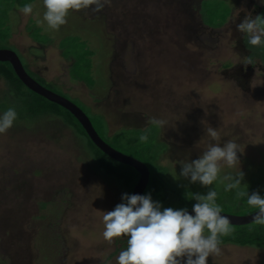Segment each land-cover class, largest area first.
Listing matches in <instances>:
<instances>
[{
  "label": "rangeland",
  "instance_id": "obj_1",
  "mask_svg": "<svg viewBox=\"0 0 264 264\" xmlns=\"http://www.w3.org/2000/svg\"><path fill=\"white\" fill-rule=\"evenodd\" d=\"M28 4L33 12L26 16L20 9ZM254 5H262L264 18L263 0H108L100 11L95 5L70 10L67 23L54 30L43 19V0H0V44L14 50L42 85L83 108L116 149L150 168L160 165L173 189H207L181 175V161L228 140L244 151L239 167L224 165L220 177L240 168L246 187L257 178L264 182V45L247 43L237 27ZM250 54L255 67L248 80L226 71ZM9 90L0 76V115L10 107L18 114L0 133V264H117L128 237L105 240L103 216L123 202L120 184L102 174L72 122L33 113L31 102ZM153 118L166 124L152 125ZM124 129L136 137L130 146L113 142L112 134ZM145 144L154 145L150 163ZM222 184L218 178L211 186ZM151 193L147 187L160 203ZM186 206L180 207H193ZM220 247L207 264H264L263 248Z\"/></svg>",
  "mask_w": 264,
  "mask_h": 264
},
{
  "label": "clouds",
  "instance_id": "obj_2",
  "mask_svg": "<svg viewBox=\"0 0 264 264\" xmlns=\"http://www.w3.org/2000/svg\"><path fill=\"white\" fill-rule=\"evenodd\" d=\"M43 3L46 8L44 21L51 29L59 30L60 26L67 23L66 17L70 10L95 5L94 10L100 11L108 0H43ZM20 11L27 16L33 12V5H25ZM237 27L248 35L249 44L264 45V18L249 15ZM247 63L252 64L251 58ZM17 118L13 107L0 115V133L9 130ZM150 123L163 127L166 121L153 118ZM207 132L213 140H219L216 129L209 127ZM139 139L146 142L148 135L145 133ZM243 151L232 140L224 143L223 147L220 143L210 144L198 159L181 161V175L202 186H211L219 178L225 191L240 189L244 179L240 168L234 175L220 177V172L224 165L239 167L238 153L242 154ZM244 196H247L249 206L258 209L253 221L264 225V197L257 192L249 195L248 192L237 191V198ZM191 198L197 201L193 205L194 216L187 209L161 210V204L154 202L150 194H124V202L103 216L105 240L112 242L114 238L128 237L127 248L118 255L117 264H207L209 256L220 255L222 249L219 237L229 235L232 228L230 220L221 215L222 209L216 203L217 192L210 189L206 195L193 194Z\"/></svg>",
  "mask_w": 264,
  "mask_h": 264
},
{
  "label": "trees",
  "instance_id": "obj_3",
  "mask_svg": "<svg viewBox=\"0 0 264 264\" xmlns=\"http://www.w3.org/2000/svg\"><path fill=\"white\" fill-rule=\"evenodd\" d=\"M1 48V44H0ZM25 70L28 72L29 75H31L33 78L34 76L32 74H35L31 72L26 65H24ZM32 73V74H31ZM0 76L3 77L6 82L10 85L9 90L13 97H17V100L23 99L26 103H32L36 110L32 108L33 113H40L44 114L47 112H50L52 114L63 116L64 118L68 119L67 121L69 124L74 125L78 132L85 136L86 138V146L92 150V155L94 156L95 160L97 161V166L99 170L102 172V174H105V176H108L115 180L117 183L120 184L121 190L124 191V194L131 195L132 188L139 176L138 172L130 165L119 162L111 157H109L107 154H105L103 151H101L88 137L85 130L82 128L81 124L77 121V119L64 107L57 104L56 102L50 101L49 99L45 98L44 96L32 91L29 89L24 83L18 78V76L15 74L11 64L8 61H0ZM38 76V75H37ZM42 78V77H41ZM37 80L40 84V82L37 78H34ZM44 81V79L42 78ZM44 86V85H43ZM27 92V93H26ZM33 101L29 100V97H31ZM8 95L5 94L4 97H7ZM28 101V102H27ZM29 105V104H26ZM84 111V109L82 108ZM85 112V111H84ZM86 113V112H85ZM87 114V113H86ZM88 116V114H87ZM93 127L97 131V133L112 147L116 148L115 145L107 141L97 130L95 125L93 124L90 116H88ZM113 136V142L121 140V143L124 145L130 146L131 143H134L136 141L135 136H130L129 134L126 136L125 129L120 130L118 132H115L112 134ZM126 136V140L123 138ZM147 145V144H145ZM151 146H154L152 144L147 145L145 149V160H147L150 163V160L152 158L151 154ZM119 149V148H118ZM156 153V152H155ZM140 159L139 157H137ZM148 169H149V179L147 183V187L151 190V194L153 197L160 200L161 206H164L166 208H173L174 205L179 206L177 210L179 209H186L182 206L183 204L187 203V206H193L196 202L195 199L191 198L193 192H183L181 190H175L172 188V185L169 184V181L167 177L162 175V167L155 166L150 168L148 163L142 159ZM260 179L257 178V181L253 182L249 186L243 187L241 186L240 189H233L231 191H225L224 190V184L219 186H208V188L205 190H201L198 194L206 195L207 192L210 189H213L217 192V198L216 203L221 206L222 203L229 204L231 207H236L239 209H243L248 212H252L256 210L257 208L251 207L247 204V196H244L242 198H237V191H244L248 192L249 195H251L253 192L259 193L262 197H264V182L259 183L258 181ZM146 188H145V194H146ZM144 193V192H143ZM123 194V195H124ZM144 195V194H142ZM124 202V201H123ZM186 206V207H187ZM230 227L232 228V232L229 235H222L219 237L221 244H233V245H239V246H251V247H258L264 249V225L257 224L254 221L242 224V225H232L230 224ZM206 234L207 230L205 231Z\"/></svg>",
  "mask_w": 264,
  "mask_h": 264
},
{
  "label": "water",
  "instance_id": "obj_4",
  "mask_svg": "<svg viewBox=\"0 0 264 264\" xmlns=\"http://www.w3.org/2000/svg\"><path fill=\"white\" fill-rule=\"evenodd\" d=\"M0 61H8L15 74L18 78L32 91L44 96L50 101L56 102L61 105L65 109H67L81 124L82 128L85 130L86 134L90 138V140L105 154L109 157L128 164L132 166L139 174L133 188L131 194H139L142 195L149 179V169L147 165L141 161L140 159L123 153L122 151L112 147L109 145L95 130L93 127L89 117L87 114L76 104L65 98L64 96L53 92L52 90L46 88L42 84H40L37 80H35L28 72L25 70L19 56L17 53L10 48H0ZM189 214L195 215L193 211V207L187 209ZM258 209L249 212L243 215H237L232 213H227L222 211L221 215L226 216L230 220V224L232 225H242L249 222H252L254 216Z\"/></svg>",
  "mask_w": 264,
  "mask_h": 264
},
{
  "label": "flooded vegetation",
  "instance_id": "obj_5",
  "mask_svg": "<svg viewBox=\"0 0 264 264\" xmlns=\"http://www.w3.org/2000/svg\"><path fill=\"white\" fill-rule=\"evenodd\" d=\"M263 2H264V0H263ZM262 5H263V3H262ZM262 5L261 6H258V7H255V5H254L253 8L250 9L251 13L249 15L253 16V18H255L256 16H260L262 14ZM238 20L239 21H242V16L241 15H240V18ZM222 24L223 23H220V24H217V25H222ZM207 25L210 26V27H212V28H214V26H216V25H211V24L210 25L207 24ZM241 40H242L241 41L242 47H243V43H244V45H245L244 48H246L248 50L249 45L247 43H249V42L245 41L244 38L241 39ZM238 42L240 43V40ZM254 56L252 54H250L249 57H247V59H245L242 63H238V64L236 63V64H233V65L232 64H228V66H226V71L228 69L229 70H235V73H237L238 76L241 77V79H243L244 81L248 80L249 77H251V75L254 73V67H255L254 66L255 64L253 62ZM249 58H251L252 64H248L247 63V61H248ZM260 68L261 69H264V65H263V67L260 65Z\"/></svg>",
  "mask_w": 264,
  "mask_h": 264
}]
</instances>
